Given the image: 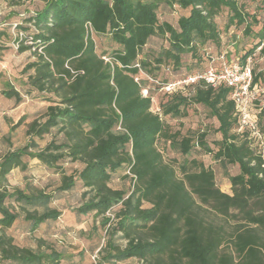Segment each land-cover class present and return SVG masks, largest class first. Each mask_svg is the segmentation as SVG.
<instances>
[{"label": "trees", "instance_id": "16d2710c", "mask_svg": "<svg viewBox=\"0 0 264 264\" xmlns=\"http://www.w3.org/2000/svg\"><path fill=\"white\" fill-rule=\"evenodd\" d=\"M25 1L37 0L13 4ZM40 1L41 8L12 24L18 52L30 51L34 58L22 71L27 74L25 85L48 105L27 125L30 144L0 157V264H60L65 258L53 246L42 249L41 240L36 248L21 247L6 233L20 217L34 233L61 216L45 189L9 188V175L26 170L27 157L62 172L59 191L82 185L84 202L76 212L101 217L106 231L107 243L96 264H264V157L247 133L237 132L232 89L200 79L164 92L168 99L160 105V117L152 111L146 88L149 77L158 80L161 69L180 70L185 55L197 57L207 44L220 45L216 19L222 12L228 13V28L245 25L251 32L257 20L246 13L245 5L238 0ZM253 1L264 6V0ZM162 4L189 11L179 18L178 28L160 22ZM93 35L108 37L115 47L98 52ZM258 36L264 53V33ZM153 37L166 39L168 46L143 56ZM253 53L228 57L227 62L244 64ZM257 84L253 71V86ZM145 89L148 96L143 95ZM2 94L17 104L23 100L10 83ZM191 104L205 107L218 121L221 139L215 150L206 142L207 133L184 136L165 123L167 116L183 117ZM47 135L51 141L36 150L35 139ZM160 138L182 156L198 145L223 166H237L238 173L229 176L231 193L221 191L213 169L202 162L192 161L191 171L186 162L180 178L157 148ZM65 162L82 167L68 175L61 165ZM122 169L131 175L129 189L110 186L114 173Z\"/></svg>", "mask_w": 264, "mask_h": 264}, {"label": "rangeland", "instance_id": "374dc122", "mask_svg": "<svg viewBox=\"0 0 264 264\" xmlns=\"http://www.w3.org/2000/svg\"><path fill=\"white\" fill-rule=\"evenodd\" d=\"M246 7V13L255 17L256 24L251 27V32L245 31V25L237 27H227L228 13L222 12L216 19L221 33L220 45L207 44L203 47L197 57L187 54L183 57L184 66L180 70L163 68L158 73V83L151 80L147 82V89L152 95V111H161V104L166 102L168 97L165 91L159 88L161 82H173L184 79L186 75L206 70L210 65L220 68L223 62L227 63V58H235L253 50L252 67L258 78L257 98L251 105L252 116L257 117L260 130L264 133V53L261 52L259 33H264V6L259 1L238 0ZM43 6V1H25L18 5L13 4V0H0V157L8 151H15L28 146L31 139L27 136V125L34 119L39 118L47 108L48 102L43 100V96L38 92L30 91L25 85L27 74H23V69L27 63L34 60L32 53L26 51L19 53L15 48V36L13 33V22L20 18V15L29 14ZM188 10L178 7H170L162 4L158 10L160 22H168L178 28V21L182 15L188 14ZM249 20V19H248ZM253 21L252 19L249 20ZM98 52H111L115 45L106 36L93 35ZM259 45V46H257ZM261 45V46H260ZM166 39L153 37L143 49V56L152 51H160L167 47ZM212 57V59H210ZM213 61V62H212ZM232 61V60H230ZM145 76V75H142ZM10 83L18 90L23 100L17 104L14 99H7L2 91L5 84ZM30 91V93H28ZM144 95V93H143ZM162 112V111H161ZM185 115L180 118L167 116L165 123L171 131L180 132L182 135H197L207 133L206 142L211 149L217 148V143L221 139L218 132L219 123L211 117L208 110L198 104H191L186 108ZM23 120V122H21ZM19 123V125H18ZM50 135L44 138H36V150L43 149L50 141ZM157 148L161 151L164 160L171 163L180 178H183L182 165L188 162L186 168L194 170L193 162L198 161L212 168L218 187L224 193H231L229 176L238 173V167L233 165L223 166L214 160L212 154L204 153L197 145L189 156H182L179 152L171 148L170 143L163 138L157 141ZM26 170L15 169L9 175V188L26 187L45 189L53 195L51 206L61 212L57 221H49L41 225L34 233L29 230L28 223L20 217L15 224L6 230V233L14 238L17 245L21 247L36 248L39 241H43L42 249L47 245L55 247L61 251L65 258L60 264H96L99 261L101 248H105L106 231L101 226V217L94 214L79 215L77 208L84 202V189L80 183L70 191H59L62 172L50 168L37 159L25 158ZM62 167L67 169V174H74L81 169V164L65 162ZM129 175V178H125ZM133 182L128 170H119L114 173L110 186L115 189H129ZM119 243L125 245V241L116 238ZM3 264H13L5 262ZM118 264H136L135 262H121Z\"/></svg>", "mask_w": 264, "mask_h": 264}, {"label": "built area", "instance_id": "2783aa9c", "mask_svg": "<svg viewBox=\"0 0 264 264\" xmlns=\"http://www.w3.org/2000/svg\"><path fill=\"white\" fill-rule=\"evenodd\" d=\"M14 27H16V25H14ZM22 37L23 34H20L19 38L21 40ZM15 48H18V44H15ZM106 60L109 61L107 58ZM136 66L139 67V65ZM142 75H145V73L141 71V76ZM200 79L205 80L213 87L225 84L232 89L231 99L236 104L239 120L237 132L240 134L247 133L249 138L254 141L257 153L264 157V133L260 130L257 117L252 116L251 113V105L256 100L258 94L257 85L253 86L252 55L248 57L244 64L238 60H232L227 63L223 62L220 68L211 66L202 74L164 84L162 90L167 93H173L178 89H184L185 86L195 83ZM135 80L138 81L139 78L137 77ZM149 80L158 83L157 80H153L150 77ZM143 93L144 96H148L147 89L143 90ZM156 113L162 117L160 110Z\"/></svg>", "mask_w": 264, "mask_h": 264}]
</instances>
